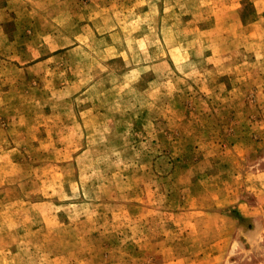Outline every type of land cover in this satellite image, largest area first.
I'll return each mask as SVG.
<instances>
[{
    "label": "rangeland",
    "instance_id": "obj_1",
    "mask_svg": "<svg viewBox=\"0 0 264 264\" xmlns=\"http://www.w3.org/2000/svg\"><path fill=\"white\" fill-rule=\"evenodd\" d=\"M0 264H264V0H0Z\"/></svg>",
    "mask_w": 264,
    "mask_h": 264
}]
</instances>
